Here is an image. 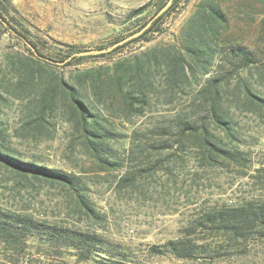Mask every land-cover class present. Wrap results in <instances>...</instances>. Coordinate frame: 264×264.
Listing matches in <instances>:
<instances>
[{
	"label": "rangeland",
	"instance_id": "1",
	"mask_svg": "<svg viewBox=\"0 0 264 264\" xmlns=\"http://www.w3.org/2000/svg\"><path fill=\"white\" fill-rule=\"evenodd\" d=\"M167 2L0 0V13L17 34L0 29L4 146L16 159L76 177L94 210L87 215L71 190L24 177L0 161V214L28 216L97 240L82 262L74 249L50 244L35 231L15 232L8 242L0 235V264H264V238L257 232L233 241L218 233L219 220L201 224L207 214L217 219L230 208L264 206V107L245 99L249 89L264 100V0H180L139 41L63 63L66 56L108 48L140 31ZM209 3L217 4L225 18L211 30L210 57L200 63L184 57L193 71L180 85L155 74L146 104L135 115L125 117L118 105L99 103L83 82L91 110L109 130L111 153L105 159L117 161L116 168L98 165L61 104L46 117V128L36 125L33 94L52 74L73 83L79 71L133 63L157 49L183 55L188 21ZM26 58L43 68L36 70ZM27 66L35 74L31 85L20 79ZM213 98L232 135L212 124L208 105ZM207 133L241 159L210 161L201 148ZM178 239L206 243L211 257L175 258L166 245Z\"/></svg>",
	"mask_w": 264,
	"mask_h": 264
},
{
	"label": "trees",
	"instance_id": "2",
	"mask_svg": "<svg viewBox=\"0 0 264 264\" xmlns=\"http://www.w3.org/2000/svg\"><path fill=\"white\" fill-rule=\"evenodd\" d=\"M178 1L180 0H173L169 9L155 19L143 35L125 43L123 46L117 47L114 49V52L130 43L139 41L151 32L169 10L174 8ZM164 5L158 7L156 13ZM0 19L8 26L1 13ZM1 20L0 29L7 31L8 29ZM224 22L225 18L218 5L209 3L207 4V8L203 9L198 16L189 19L187 26L188 34L185 35V39L182 42L183 55L178 54L179 52L175 53V51L169 55V51L157 49L149 54L144 53L141 57L136 58L133 63L123 62L115 65V67L100 66L79 71L73 75L76 81L73 83H64L52 74V78L37 88L33 94L34 102L32 105L34 108L31 113L34 115L36 125L40 128H46V125L50 123L46 117L49 114H53L58 105L61 104L66 110L68 120L81 133L87 149L96 156L98 165L103 168H116L118 165L117 161L105 159V156L111 153V149L106 144V136L109 130L102 124L101 116L91 110L83 82L89 85L95 99L99 103L109 107L118 105L125 117L135 115L146 104L148 92L152 90V79L155 74H164L166 83L173 85H180L181 82L188 80L189 73L193 71V66L184 57H189L193 63H200L208 59L211 53L212 36L214 35H211V30H217ZM174 48L176 50L175 46ZM74 54L66 56V59L71 58L69 61H66V59L63 61L65 62V66L72 65L84 58L76 57ZM233 56L249 60L243 52L239 54L234 52ZM26 60L29 63H34L36 70L40 71L43 68V65L38 60L34 62L29 58H26ZM25 68L26 70L20 79L31 85L35 74L33 70L30 71L28 66ZM245 99L249 104L264 107V100L253 96L249 89L245 91ZM208 106L212 124H215L226 135H232L231 127L229 126L230 122L227 120L216 98H213ZM201 148L207 152V158L210 161H216L217 158L231 161L241 159L240 153H233L222 148L214 137L211 136L210 139L208 133L201 142ZM0 161L5 166L17 170L24 177L45 180L71 190L77 198L76 205L78 208L89 216L94 214V210L89 205L88 198L83 194V187L76 177L65 172L24 162L10 155L4 146V134L1 127ZM217 216L218 218L215 219L211 214H207L202 219L201 224L211 225L215 220H219L217 222L221 224V227L218 233L233 241L245 239L251 231L257 232L260 238H264V206L256 209L253 205L242 209L230 208L221 211ZM25 231H35L41 236L46 237L50 244L57 245L58 247L64 246L74 249L77 252L78 260L82 262L93 252L92 248L97 242L95 236L92 234L41 225L33 222L28 216L0 214V235L6 238L5 241L8 242V238L14 235L15 232L23 233ZM201 241H204V239ZM166 246L169 252L177 259L192 258L195 254H200L203 258L211 257L206 243L196 244L190 240L178 239L176 241H169Z\"/></svg>",
	"mask_w": 264,
	"mask_h": 264
},
{
	"label": "water",
	"instance_id": "3",
	"mask_svg": "<svg viewBox=\"0 0 264 264\" xmlns=\"http://www.w3.org/2000/svg\"><path fill=\"white\" fill-rule=\"evenodd\" d=\"M172 1L173 0H168V2L164 5V7L163 8H161L157 13H156V15L140 30V31H138V32H136V33H134V34H132V35H130V36H128V37H126V38H124L123 40H121V41H119V42H117V43H115L114 45H112V46H110V47H108V48H102V49H97V50H90V51H84V52H80V53H76V54H74V56H76V57H88V56H100V55H105V54H108V53H111L112 51H114V49H116L117 47H120V46H123L125 43H127V42H130V41H132V40H134V39H137V38H139L141 35H143V33L151 26V24H152V22L155 20V19H157L159 16H161L163 13H165L168 9H169V7L171 6V4H172ZM1 20V19H0ZM2 21V20H1ZM2 23L4 24V26L6 27V28H8V26H7V24L6 23H4L3 21H2ZM9 30L12 32V33H14L10 28H9ZM15 35H17L16 33H14ZM26 43V45L32 50V51H34L33 50V48L27 43V42H25ZM35 53V52H34ZM35 55H36V53H35ZM71 58V57H70ZM70 58H68L67 59V61L68 60H70ZM63 63H65V62H63Z\"/></svg>",
	"mask_w": 264,
	"mask_h": 264
}]
</instances>
